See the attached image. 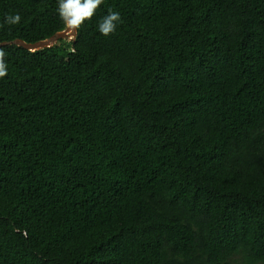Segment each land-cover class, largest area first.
<instances>
[{
	"label": "trees",
	"instance_id": "trees-1",
	"mask_svg": "<svg viewBox=\"0 0 264 264\" xmlns=\"http://www.w3.org/2000/svg\"><path fill=\"white\" fill-rule=\"evenodd\" d=\"M65 29L0 0V44ZM3 48L0 264H264V0H103Z\"/></svg>",
	"mask_w": 264,
	"mask_h": 264
},
{
	"label": "clouds",
	"instance_id": "clouds-1",
	"mask_svg": "<svg viewBox=\"0 0 264 264\" xmlns=\"http://www.w3.org/2000/svg\"><path fill=\"white\" fill-rule=\"evenodd\" d=\"M103 4V0H58V13L68 34L72 39L76 38L80 28L94 18L96 12ZM19 13L9 14L6 17V23L17 25L21 22ZM121 22V15L118 11L109 10L99 22L98 28L104 36L115 33L118 24ZM8 72L6 63V52L0 46V78H4Z\"/></svg>",
	"mask_w": 264,
	"mask_h": 264
},
{
	"label": "water",
	"instance_id": "water-1",
	"mask_svg": "<svg viewBox=\"0 0 264 264\" xmlns=\"http://www.w3.org/2000/svg\"><path fill=\"white\" fill-rule=\"evenodd\" d=\"M75 35L77 36V34ZM61 39L68 40L69 42L75 41V39H72L71 36L68 34L67 30L65 29L63 31L57 32L56 34H54L53 36H51L50 38L46 40H42V41H39L33 44H29L23 40L16 39L11 42L1 43L0 46L5 47L9 45H16V46L24 48L25 50L35 52V51H40V50H44L47 48H52L55 45H57Z\"/></svg>",
	"mask_w": 264,
	"mask_h": 264
}]
</instances>
